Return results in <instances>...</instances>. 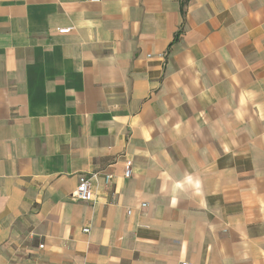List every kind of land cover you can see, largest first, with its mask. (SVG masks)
<instances>
[{
	"label": "crops",
	"instance_id": "crops-1",
	"mask_svg": "<svg viewBox=\"0 0 264 264\" xmlns=\"http://www.w3.org/2000/svg\"><path fill=\"white\" fill-rule=\"evenodd\" d=\"M180 262L264 264V0H0V264Z\"/></svg>",
	"mask_w": 264,
	"mask_h": 264
},
{
	"label": "built area",
	"instance_id": "built-area-1",
	"mask_svg": "<svg viewBox=\"0 0 264 264\" xmlns=\"http://www.w3.org/2000/svg\"><path fill=\"white\" fill-rule=\"evenodd\" d=\"M70 31V29H59L58 33L61 34H65L68 33ZM131 173V166L130 163L126 164L125 167V173H124V177L125 178H129ZM104 180V185H109L112 180H113V176L112 175H105L103 177ZM92 183L90 178H88L87 176H80L79 177V183L78 186L76 187L74 196L75 198L80 201V202H90L93 198V194H92ZM130 212L128 211V214ZM83 233H88L89 232V228H83ZM39 248H42V246H39ZM180 264H191L189 262H180Z\"/></svg>",
	"mask_w": 264,
	"mask_h": 264
}]
</instances>
